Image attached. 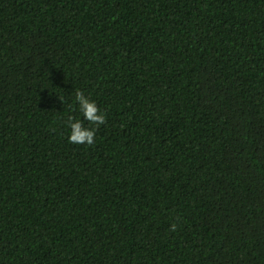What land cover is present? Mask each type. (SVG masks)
<instances>
[{
    "label": "trees",
    "instance_id": "1",
    "mask_svg": "<svg viewBox=\"0 0 264 264\" xmlns=\"http://www.w3.org/2000/svg\"><path fill=\"white\" fill-rule=\"evenodd\" d=\"M0 264H264V0H0Z\"/></svg>",
    "mask_w": 264,
    "mask_h": 264
},
{
    "label": "clouds",
    "instance_id": "2",
    "mask_svg": "<svg viewBox=\"0 0 264 264\" xmlns=\"http://www.w3.org/2000/svg\"><path fill=\"white\" fill-rule=\"evenodd\" d=\"M61 101V100H60ZM73 102L78 107L83 119L69 115L65 121L69 130L68 139L70 143L92 145L96 129L106 122V114L79 89L75 90ZM88 122V125L85 124ZM177 225L173 223L171 229L174 231Z\"/></svg>",
    "mask_w": 264,
    "mask_h": 264
}]
</instances>
